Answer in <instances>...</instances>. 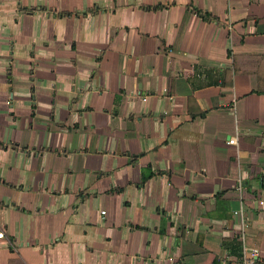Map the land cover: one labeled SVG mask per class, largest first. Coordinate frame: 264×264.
Segmentation results:
<instances>
[{"label":"crops","instance_id":"1","mask_svg":"<svg viewBox=\"0 0 264 264\" xmlns=\"http://www.w3.org/2000/svg\"><path fill=\"white\" fill-rule=\"evenodd\" d=\"M0 232V264H264V0H0Z\"/></svg>","mask_w":264,"mask_h":264},{"label":"built area","instance_id":"2","mask_svg":"<svg viewBox=\"0 0 264 264\" xmlns=\"http://www.w3.org/2000/svg\"><path fill=\"white\" fill-rule=\"evenodd\" d=\"M237 143V137H231L228 141L229 145H235ZM104 214V212H103ZM241 216V220L245 221V216L244 214H240L238 212H234L232 217L235 219L237 217ZM4 238V234L0 232V240ZM260 258V251L258 249H253V250H244V255L242 257V261L244 264H254L258 259Z\"/></svg>","mask_w":264,"mask_h":264},{"label":"trees","instance_id":"3","mask_svg":"<svg viewBox=\"0 0 264 264\" xmlns=\"http://www.w3.org/2000/svg\"><path fill=\"white\" fill-rule=\"evenodd\" d=\"M258 93H260V92H258ZM147 179V178H146ZM248 241H249V239H247L246 240V243L248 244ZM261 258H259L254 264H262V262H261Z\"/></svg>","mask_w":264,"mask_h":264}]
</instances>
